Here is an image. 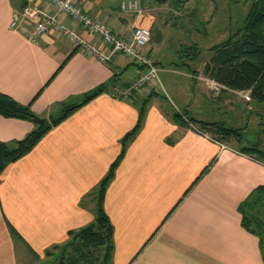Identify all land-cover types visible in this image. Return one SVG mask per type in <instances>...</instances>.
<instances>
[{"label":"crops","instance_id":"obj_1","mask_svg":"<svg viewBox=\"0 0 264 264\" xmlns=\"http://www.w3.org/2000/svg\"><path fill=\"white\" fill-rule=\"evenodd\" d=\"M139 2L138 17L111 0H87L82 8L113 34L128 37L133 26L149 32L154 24L145 14L151 9ZM23 3L0 0V93L46 121L64 108L79 107L0 176V264H24L22 252L41 261L69 231L94 221L97 187L141 107L140 128L103 199L113 228L111 264H264V244L245 229L239 211L255 189L264 187V163L241 153L249 147L264 151L256 110L262 106L246 102L241 92L211 90L197 79L212 80L203 73L205 61L198 69L188 67V60L171 62L160 45H150L151 35L144 51L158 70V85L145 87L134 99H115L140 67L120 54L101 63L55 31L29 43L9 28ZM62 21L87 43L100 45L70 19ZM173 40L179 44L181 35ZM99 88L102 93L82 104ZM181 110L199 122L242 129V135L221 139L206 131L217 144L178 123L174 115ZM34 129L32 121L0 116L2 143L20 141Z\"/></svg>","mask_w":264,"mask_h":264},{"label":"trees","instance_id":"obj_2","mask_svg":"<svg viewBox=\"0 0 264 264\" xmlns=\"http://www.w3.org/2000/svg\"><path fill=\"white\" fill-rule=\"evenodd\" d=\"M193 50L194 55L188 58V61L198 54L195 45ZM132 64L135 65L133 62ZM203 73L226 89L241 93L248 92L249 100H244L258 103L263 107L264 113V0H252L242 27L231 34L226 41L211 49V55L203 67ZM102 92L103 88L97 89L85 97L82 104ZM78 107L64 108L59 117L47 121L42 120L41 124H35V129L20 141L11 144L0 142V176L11 164L29 154L53 127L69 117ZM142 110L143 107L140 108L137 123L132 131L123 138L119 156L110 165L107 174L97 187L94 198L96 206L94 221L77 231H69L64 243L54 245L45 251V258L52 257L56 264H111L113 228L102 208L104 194L123 157L128 141L140 128ZM32 115L34 114L28 106L20 105L0 93V116L32 121ZM261 117L260 115V120H262ZM184 118L203 132L207 131L221 139L242 135V129H233L222 122H199L187 117L182 110L174 115V119L182 125H186ZM241 153L254 155L257 160L264 163V151L259 147L244 148L241 149ZM239 211L245 229L257 233L264 244V238L262 239L264 235V219L262 218L264 187L255 189L241 204ZM11 235L17 240L20 239L13 229H11Z\"/></svg>","mask_w":264,"mask_h":264},{"label":"built area","instance_id":"obj_3","mask_svg":"<svg viewBox=\"0 0 264 264\" xmlns=\"http://www.w3.org/2000/svg\"><path fill=\"white\" fill-rule=\"evenodd\" d=\"M85 1L87 0H24L22 8L13 13L9 28L21 33L29 43H35L42 36L55 31L75 49L92 54L101 63L109 62L115 54H120L132 61L141 70L136 78L117 91L115 99L130 100L145 87L158 85V70L144 51L149 42V32L139 26H133L128 37L117 36L104 22L93 19L84 12L82 5ZM120 9L124 13H132L137 17L142 14L138 0H124L120 3ZM64 17L70 19L73 25L92 34L100 45L84 41L64 24L62 21ZM197 79L206 81L211 90L226 89L215 81L205 78ZM241 94L245 100H249L248 92ZM184 122L190 131L217 143L185 118ZM220 146L225 148L223 145Z\"/></svg>","mask_w":264,"mask_h":264},{"label":"rangeland","instance_id":"obj_4","mask_svg":"<svg viewBox=\"0 0 264 264\" xmlns=\"http://www.w3.org/2000/svg\"><path fill=\"white\" fill-rule=\"evenodd\" d=\"M111 1L119 5L121 0ZM142 2V7L151 9L145 14L154 20L149 30V37L151 35L152 38L150 45L154 47L157 44L160 45L165 56L179 65L183 60L194 55L195 45L198 54L188 61V67L198 69L204 61L208 60L213 47L226 41L231 34L242 27L252 0H142ZM139 3L141 8V2ZM161 6L164 9L160 8ZM167 6L169 9L165 10ZM180 35L179 45L173 37ZM179 47L182 48L181 51L174 53V50H178ZM176 55L179 59L175 60ZM241 98H243L242 94ZM255 105L259 106L258 103ZM262 108H256L262 116V120L258 121L261 125L257 127V132L264 130ZM252 129L253 127L249 132ZM262 218L264 219V213H262ZM21 254L24 264H56L52 257H44L43 260L35 262L27 253L22 252Z\"/></svg>","mask_w":264,"mask_h":264},{"label":"water","instance_id":"obj_5","mask_svg":"<svg viewBox=\"0 0 264 264\" xmlns=\"http://www.w3.org/2000/svg\"><path fill=\"white\" fill-rule=\"evenodd\" d=\"M32 121H33V123H35V124H41V123H42V119L38 118V117L35 116V115H32Z\"/></svg>","mask_w":264,"mask_h":264}]
</instances>
